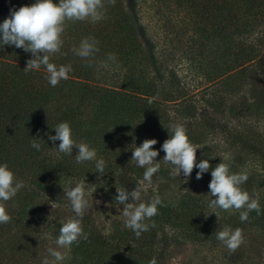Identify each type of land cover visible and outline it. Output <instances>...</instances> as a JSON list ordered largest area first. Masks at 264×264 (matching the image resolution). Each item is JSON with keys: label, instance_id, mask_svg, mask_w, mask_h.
I'll use <instances>...</instances> for the list:
<instances>
[{"label": "trees", "instance_id": "obj_1", "mask_svg": "<svg viewBox=\"0 0 264 264\" xmlns=\"http://www.w3.org/2000/svg\"><path fill=\"white\" fill-rule=\"evenodd\" d=\"M36 2L0 0V23L9 18L13 9ZM188 3L201 19L198 25H205L223 42L225 73L241 71L259 60L264 74V0H188ZM105 4L104 18L98 22H68L61 52L51 62L57 66L70 65L71 71L55 87L49 84L43 67L24 71L27 61L33 58L31 53L13 45L0 48V164H7L25 185L14 198L4 202L11 221L0 224V264H38L34 248L43 225L37 220L42 212L36 199L39 190L57 195L63 190L61 184L75 187L89 177L95 183L92 194L108 195L115 204L117 188L131 192L138 182H143L145 169L131 159L133 149L147 139L157 140L153 149L159 152L156 159L161 167L152 177L156 189L144 190L142 200L147 203L159 196L162 201L158 214L145 221L150 225L149 230L137 238L124 226L125 221L113 220L105 232L94 214L85 212L81 223L88 239L71 246L65 264H149L153 258L157 264H173L169 253L174 242H201L208 236L205 199L210 193L211 171L223 161L231 172L237 169L236 158L222 160L206 146L204 154L196 152V163L208 159L209 171L197 179L199 169H193L186 180L194 182L193 189L178 184L181 176H173V166L163 161L166 153L162 145L171 138L167 128L176 122H171V118L177 119L167 114V105L184 95L172 96L170 100L169 89L173 85L164 84V89L159 84L163 65L159 62L157 43L149 33L142 1L116 0L113 6L105 0ZM256 26H259V40L254 44L247 42ZM85 37L98 41L99 51L91 64L72 51ZM109 53L116 57L114 61L107 59ZM151 67L159 72V78L151 76ZM257 99L259 109L264 110V85L260 79ZM192 107L185 110L186 119L181 124L196 147L205 138L193 126L190 117L193 114L195 117L196 111ZM199 115L202 122L198 127L209 130L215 127V116ZM61 122L70 124L77 142L96 149L97 159L105 160L103 174L96 172L95 161L77 164V149L70 156L54 148L60 141L54 144L49 135H56L54 128ZM249 138L233 133L227 136L226 143L240 139L264 166V138ZM33 139L41 144L40 150L31 146ZM174 185H177L176 193L174 201H170L165 195ZM261 200V213L257 216L264 226V198ZM46 207L42 209L47 219L53 218ZM64 222L57 220L54 225L57 238ZM153 222L155 227H151Z\"/></svg>", "mask_w": 264, "mask_h": 264}, {"label": "rangeland", "instance_id": "obj_2", "mask_svg": "<svg viewBox=\"0 0 264 264\" xmlns=\"http://www.w3.org/2000/svg\"><path fill=\"white\" fill-rule=\"evenodd\" d=\"M145 20L148 24L149 33L157 43L159 62L162 79L159 84L165 89L164 84H172L169 89L170 100L172 96L182 97L167 105V114L175 123L185 122V110L194 107L195 117H190L197 133H204L205 140L197 145V152L204 154L206 146L214 156L226 160L236 158L237 169L234 173H246L248 180L242 185L250 197L258 199L259 203L264 198V166L250 148L242 145L240 139L235 143H226L227 136L233 133L243 134L245 137L259 136L264 138V110L259 109V79L264 85V74L259 67V60L241 71L226 72V56H224L223 42L210 33L205 25H198L201 19L188 0H141ZM259 23V21H258ZM198 25V26H197ZM254 33L247 37V42L259 40V26ZM205 29V31L203 30ZM248 45V43H246ZM151 76L159 78L158 71H153ZM167 89V90H168ZM258 89V90H257ZM256 98V99H255ZM192 107V108H193ZM212 115L217 123L212 130L198 127L201 121L199 114ZM204 121V120H203ZM220 123V124H219ZM250 139V138H249ZM259 143V142H258ZM187 177L181 174L178 184L193 189L194 182L186 181ZM85 182L88 206L87 213L94 214L101 228L111 227L113 220L125 221L120 215L123 205L114 204L108 195L92 194L95 183L89 178L80 180ZM187 182V183H186ZM155 182L150 184L143 182L144 190L156 189ZM177 184V185H178ZM166 192L165 197L174 201L176 186ZM262 185V186H261ZM148 194V193H147ZM150 196V193L148 197ZM37 203L42 212L37 218L42 222L38 233V243L34 248V259L38 264H43L45 259L53 258L48 254V248H55L54 225L57 220L67 221L75 217L71 203L64 194L53 195L51 193H37ZM214 199L210 194L205 199V211L209 225L208 236L200 241L174 242L170 247V259L173 264H264V226L259 222L256 211H251L248 220L241 222L238 211L229 212L209 207ZM52 202L56 206L52 208ZM111 205V207L109 206ZM42 206H47L50 219L46 217V211ZM46 207V208H47ZM217 212L219 217L213 213ZM213 213V214H212ZM223 228L237 229L242 231L244 242L235 251L230 252L227 247L217 240L215 232ZM66 252L69 260L70 249Z\"/></svg>", "mask_w": 264, "mask_h": 264}, {"label": "clouds", "instance_id": "obj_3", "mask_svg": "<svg viewBox=\"0 0 264 264\" xmlns=\"http://www.w3.org/2000/svg\"><path fill=\"white\" fill-rule=\"evenodd\" d=\"M111 5H115L116 0H108ZM105 0H37L31 6H23L19 10L13 9L9 18L0 23V48L4 45H13L22 48L26 53H31L32 57L27 61L25 72L38 71L43 67L47 73V80L53 87L57 86L61 80H66L71 71L70 65L57 66L51 62V58L61 52L64 44L63 34L66 31L68 22L90 21L98 22L104 18ZM73 53L81 59L91 62L95 54L99 51L98 41L94 37L83 38L79 46H74ZM108 60L114 61L116 57L109 53ZM103 67H108L107 63H102ZM56 135H49V140L54 144L60 141L58 151L72 156L74 148L78 150L75 162L82 164L87 161H95L96 172L103 174L105 171V160L97 159L96 149L83 142H77L73 138L72 129L68 122H61L54 128ZM171 138L167 139L162 150L166 153L163 161L173 166L172 175L191 177L194 168H198L197 179H201L204 173L211 168L208 159L196 163L197 148L193 146L186 132V128L181 123H173L167 128ZM157 143L155 139H147L141 146L133 149L131 161H135L138 167L144 168L143 182L150 184L152 177L161 167L157 156L159 152L153 149ZM31 146L40 150L41 144L33 139ZM223 160V159H222ZM212 180L209 184L210 195L214 197L209 203L212 209L240 213L241 222L247 221L249 213L256 211L261 213V206L258 199L250 197L249 193L242 188L248 180L246 173H233L230 166L224 161L218 164L211 171ZM143 182H138L134 190L117 188V193L113 199L116 204L123 205L119 208L120 215L125 218V227L131 229L137 238L143 232L149 230L150 225L145 221L151 220L158 214V206L162 204L159 196H154L149 202H143L144 191ZM71 180L68 185H71ZM65 196L71 203L75 217L68 219L62 224L58 238L55 240L56 247H49L48 254L53 259H45L43 264H63L66 259V252L73 244L79 245L81 239L87 240L88 236L82 227V218L88 206V199L85 191V182L78 183L75 187H66L61 184ZM24 182L18 180L14 172L7 164H0V224H7L11 221L5 203L14 198L24 187ZM131 201V202H129ZM52 208L56 202H52ZM111 207V205H109ZM215 213L218 217L219 214ZM212 213V214H213ZM155 227V223L151 224ZM218 241L222 242L230 252H235L244 242L242 231L237 228H223L215 232ZM149 264H157L153 258Z\"/></svg>", "mask_w": 264, "mask_h": 264}]
</instances>
